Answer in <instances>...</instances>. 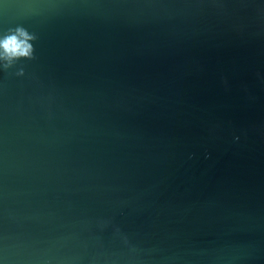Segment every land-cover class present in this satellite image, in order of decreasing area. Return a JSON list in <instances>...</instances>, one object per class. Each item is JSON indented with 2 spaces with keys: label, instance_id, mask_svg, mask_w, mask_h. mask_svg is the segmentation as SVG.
Instances as JSON below:
<instances>
[{
  "label": "water",
  "instance_id": "1",
  "mask_svg": "<svg viewBox=\"0 0 264 264\" xmlns=\"http://www.w3.org/2000/svg\"><path fill=\"white\" fill-rule=\"evenodd\" d=\"M16 25L0 264H264V0H0Z\"/></svg>",
  "mask_w": 264,
  "mask_h": 264
},
{
  "label": "clouds",
  "instance_id": "2",
  "mask_svg": "<svg viewBox=\"0 0 264 264\" xmlns=\"http://www.w3.org/2000/svg\"><path fill=\"white\" fill-rule=\"evenodd\" d=\"M38 40V36L30 32L23 25H16L8 28L5 32L0 33V72L10 73L16 77H25L26 65L22 61L35 60L34 42ZM9 219H15L13 214H9ZM113 227V235L119 238L123 244L135 253L136 247L131 244L129 238L118 226H113L109 218H98L95 221V227L103 232L108 227ZM8 257H5L7 259Z\"/></svg>",
  "mask_w": 264,
  "mask_h": 264
}]
</instances>
